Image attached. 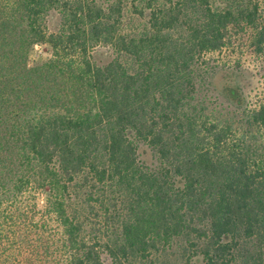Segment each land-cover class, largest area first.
<instances>
[{"label": "trees", "instance_id": "1", "mask_svg": "<svg viewBox=\"0 0 264 264\" xmlns=\"http://www.w3.org/2000/svg\"><path fill=\"white\" fill-rule=\"evenodd\" d=\"M262 1L0 0V264H264Z\"/></svg>", "mask_w": 264, "mask_h": 264}, {"label": "rangeland", "instance_id": "2", "mask_svg": "<svg viewBox=\"0 0 264 264\" xmlns=\"http://www.w3.org/2000/svg\"><path fill=\"white\" fill-rule=\"evenodd\" d=\"M99 2L102 0H98ZM209 5L221 8L225 6V2L229 0H207ZM234 1V0H230ZM261 3L263 9H264V1L259 2ZM190 15V14H189ZM129 18L124 19V23L126 24ZM133 26L137 29H141L143 22L139 18H133ZM128 24V23H127ZM181 30H179L180 32ZM178 32H175L174 34L177 35ZM248 33H244V37ZM241 49L243 51V54H245L243 60V67L245 69V73L242 76V79L239 83L242 85V97L246 102H252L256 99L257 95L261 91V89L264 87V62L262 63V66L260 63L256 62L252 58L248 56V54L252 53V48L249 47L248 42H242ZM49 50L46 46L40 45L35 46L33 48V51L30 54V64L35 63L39 59H44L48 57ZM263 68V69H262ZM218 91V88L216 89ZM211 96V95H210Z\"/></svg>", "mask_w": 264, "mask_h": 264}]
</instances>
